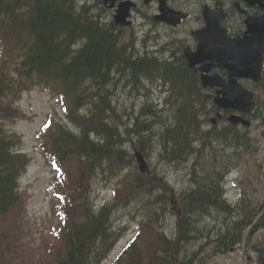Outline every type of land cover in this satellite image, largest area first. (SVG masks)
Returning a JSON list of instances; mask_svg holds the SVG:
<instances>
[{
  "label": "trees",
  "instance_id": "trees-1",
  "mask_svg": "<svg viewBox=\"0 0 264 264\" xmlns=\"http://www.w3.org/2000/svg\"><path fill=\"white\" fill-rule=\"evenodd\" d=\"M100 23L96 20L94 10L90 11L87 5L79 7L75 0H0V42L3 58L5 57L0 69V118L10 111L7 103L29 81L37 79L45 86L55 88L67 118L76 127L75 134L53 123L44 133L45 140L42 141L44 152L48 151L66 174L65 188L79 185L75 197L74 193H68L72 204L65 207L62 214L63 223L67 227L60 232L59 243L50 249V255H55V264H100L106 258L108 245L112 244L111 237L115 235L111 229L114 221L112 211L105 208L95 214L90 206L87 208L88 199L83 196L88 178L97 177L104 170L106 177L117 175L119 178L116 203L141 202L143 208L149 209L152 216H155L154 226L136 244V258L133 259L130 254L134 250L132 249L121 259L129 256L132 260L128 264H179L178 252L192 243L188 241L189 235L182 229H186L183 225L190 224L194 228L196 217L208 213L206 206L214 203L216 192L215 198L213 194L207 195L205 190L190 197L199 198L200 205L190 210V222L186 221V216L177 222L179 230L172 241L159 234L156 223L159 211L162 208L164 216L168 211V204L161 207L164 200L160 198L163 191L165 193L163 183L156 175L143 179L137 173H122L124 166L132 161V155H128L123 149L128 140L119 133L117 119H111L112 113L117 112L112 111L110 101L118 83L116 79L120 78L121 85L114 91L125 86L123 90L128 87L129 92L139 94L143 83L155 84L152 72L160 71L164 74L161 80L165 79L171 90L176 91L172 93L182 98V101L178 98V104L172 108V114L176 112L173 114L176 123H165L163 113L159 114L148 104L151 107L141 109L134 117L130 131L132 133L137 128L146 132L147 136L144 134V138H138L139 150L143 152L154 143L153 146L157 145V154L170 164L174 160H170L172 156L181 159V154L185 158L192 150V140L197 137V115L191 109H186L187 101L196 90L197 80L182 62L159 66L156 64L151 68V63L133 59L132 54L126 51L127 47L118 49L117 31L114 27L106 28ZM111 35L116 36L114 38ZM116 67L119 68L115 69ZM126 71L128 74L131 72L130 75ZM8 73L14 74L13 77L9 78ZM15 144L12 136H6L0 131V214L16 201L17 178L26 164L25 156L15 150ZM96 172L98 174L92 176ZM128 193L133 194L134 199ZM154 194L160 198H156ZM213 206L220 207V204L215 203ZM231 230L232 225L228 236L222 234L223 246H227L229 240L233 239ZM171 244L174 245V253ZM165 255L166 258H163ZM119 264L127 263L122 261Z\"/></svg>",
  "mask_w": 264,
  "mask_h": 264
},
{
  "label": "rangeland",
  "instance_id": "rangeland-1",
  "mask_svg": "<svg viewBox=\"0 0 264 264\" xmlns=\"http://www.w3.org/2000/svg\"><path fill=\"white\" fill-rule=\"evenodd\" d=\"M158 84L160 86L166 83L165 81L163 82L162 80L160 81V79H157L155 86L157 87ZM159 93L160 92L156 89V91L153 93V98H156ZM136 94L137 93L135 92H129L127 88L126 90L120 88L116 92L113 89V97L111 99L112 101L111 104H112V108H114L113 110H115L117 113L116 114L112 113L111 119L113 118L117 119L119 124V125L117 124L118 131L120 134L123 135L124 139H127V135H129L128 132L126 131H129V133H131L130 129L133 127L132 125L134 122L133 123H129V122H131L132 121L131 119L137 115L136 113L140 108L138 106V103L146 101V99L148 98L145 96V94L144 97L142 95L140 96L139 94L137 95ZM17 106L19 107L20 111L23 114H25L26 118L25 119L17 118L14 122L7 123L6 129L16 132L22 136V149L24 152H26L29 155L31 161L26 173L23 175V177L20 180V192L22 195L21 198L22 217L20 218V225L17 233L18 237L14 240L12 246L7 250L6 255L0 252V264H37L44 256L43 243L50 238L48 231L50 227L56 224V219L52 216L50 212L51 198L46 194V188L51 180V174L48 168L45 166L38 151L36 150L37 142L35 141L34 136L48 115H53L58 117L61 114V111H60V107L56 103L55 98H53L50 95V93L45 92V90H42L39 87H36L32 89V91L30 90V92L23 94ZM10 112H12L14 115H17L18 111L15 108L11 107L8 113ZM119 121L121 123L123 122L124 123L121 124ZM119 128L123 132H121ZM125 128H127V130H124ZM133 132L134 133H131L133 134V137L136 135L135 136L136 138L134 137V139H138L141 137L144 138L145 136L148 135L146 132H143L142 130L137 128L134 129ZM172 134L173 131L170 133V135L172 136ZM119 145L122 150V144L120 143ZM126 146L127 143L125 144V147L123 149L127 151L128 148H126ZM145 153H147L149 157L152 156L155 157L154 155H156L153 152V150L151 151L149 150V148ZM196 156H200V155L196 154ZM223 158L224 157H222L221 155L212 158L209 154L206 153L202 159L201 166L206 169L214 170L215 168H218V165H220L221 162H223ZM150 161H153L152 162L154 163L153 166H155L157 172L160 173L159 176L157 177L159 178L160 182L162 181L163 183L162 189L165 191L168 190L167 193L165 194L168 195L167 204L169 203V198L173 193L174 189L177 192L173 194V199L176 201L181 200L182 198L181 191L187 188L189 185L188 177L186 176V172H187L186 170L190 168L192 165H194L193 156L186 159L185 161L184 160H181L179 162L173 161L171 162L172 165L169 164L166 160L163 161V158L161 160L162 162L160 163H157V160H155V158L154 159L152 158V160ZM159 161L160 159L158 158V162ZM97 174L98 172H96V174H92V176ZM109 178H111L110 182L105 184L103 183L99 184L101 185V190L103 191L94 192L93 195H97L98 199L101 200L109 199L111 195L110 191H104L112 187L114 184L113 183L114 179L112 177ZM94 179H96V176L91 177V180ZM92 184L94 183L92 182ZM198 184H201V181L196 184V186L194 187L195 189L193 188L194 190L198 189L197 187ZM230 195H232V193H230ZM129 196L132 198L131 193L129 194ZM115 202L116 200H113V198L110 201L112 205L114 204V208L118 211L121 219H129L132 217V215L133 217H135V214L131 213L130 210L126 211L123 214L122 209L118 206V203L115 204ZM185 206L182 205V209L180 211L178 210V213H180ZM206 210L208 211V213H203L205 215L213 212L212 209H206ZM163 214L164 212L163 209L161 208L159 211V217H157L156 219L157 228L158 231L163 236L165 234L168 235L165 236V238H167L169 241H172L175 233L174 231L179 230V227H176L177 222L175 223L174 221L175 220L174 215L164 216ZM163 216L165 217V220L163 219ZM200 221L198 225H202V223L204 224L206 220H204L203 217H201ZM1 223L5 224L6 221L0 220V224ZM111 229L115 235H119L124 230V227L120 225L119 226L116 225V220H114L112 221ZM229 229H230V224H228L225 228L220 227L218 231L221 233V230H223L222 234L226 235ZM132 230L133 227H130L129 232H131ZM183 230L184 232H187V235H189L188 241H191L194 244L196 241L199 243L202 242L208 234H211V230L204 226H198L197 231L195 233L189 229H183ZM206 230H210V232H206L205 235H203L204 231ZM0 234H1V230H0ZM130 234L131 233H128L119 242L118 246L114 251L115 253L113 254V256L124 245V243L130 237ZM192 243H189V245H191ZM253 243L256 244V241H254ZM4 245L5 243H3V247ZM171 246L173 247L172 253H174V245L171 244ZM206 247H211V245H208ZM206 247L199 248L198 243L194 246L189 247L188 252L184 254L185 259H188V254L190 255L191 253L196 252V254L194 253L195 261H193L192 264H198V260H200L201 258L203 261V263L201 264H239L241 262V260L238 258L239 256L237 252L230 251L224 255L216 254L209 256L210 250ZM155 250L158 249L155 248ZM110 253L108 255H110ZM163 258H166V255ZM181 262L183 261L181 260Z\"/></svg>",
  "mask_w": 264,
  "mask_h": 264
},
{
  "label": "flooded vegetation",
  "instance_id": "flooded-vegetation-1",
  "mask_svg": "<svg viewBox=\"0 0 264 264\" xmlns=\"http://www.w3.org/2000/svg\"><path fill=\"white\" fill-rule=\"evenodd\" d=\"M132 1L135 2L132 13L133 29H136L138 36H141L144 41L147 42L148 50L156 49V47L151 45L154 43L155 46L160 48L161 45L158 41L166 45L167 35L169 34H174L178 41H182L186 44V47L193 48L195 41L192 35L200 34L205 30V5L213 11L216 9L223 11L225 16L219 21V24L226 31L224 44L228 45L227 41H230V49H238L244 46V42L241 40L244 38V16H255L258 14L257 6L249 7L242 0H152L148 4L144 0ZM238 6L240 9L245 10L244 16L239 13L237 9ZM160 8L170 9L176 13L180 12L183 14V18L180 20L179 24L175 27H171L157 18L160 15ZM111 16L112 13H110V17ZM110 23L112 24L111 21ZM253 33V39L255 40L254 46L258 47L259 43L262 42L264 38V23H259L258 26L254 28ZM151 35L156 38L151 40ZM257 56L258 54L248 53V58L243 59L244 72L249 73L252 71V61L254 57L256 58ZM158 63L159 65H170L175 62L172 60L168 63ZM154 66H151V68H154ZM217 75L220 81L226 82L228 80V72L225 69H219ZM200 76L201 74L198 75V79H200ZM238 82L244 89L250 90L254 95L255 101L259 102L258 104L255 102V106L252 109H221L215 107L211 101L205 104L204 100L208 98V96L213 97L222 90L221 86L218 85L212 88H200L199 96L202 100L200 110L203 113L204 120L210 123L208 127L215 131L220 128V133L222 132L224 137L228 139L231 137V140L237 142L240 146L253 147L264 134V50L259 78L256 81H254L252 77L240 78ZM231 116L247 121L249 127L244 128L242 125H230L228 123V117ZM212 118L215 119V125L211 123ZM224 137H219L217 140L223 141ZM212 138L213 136H211V134H207V139L211 140ZM261 162V168L264 169V156ZM256 221V228L264 227V208L262 209L260 219H256Z\"/></svg>",
  "mask_w": 264,
  "mask_h": 264
},
{
  "label": "bare ground",
  "instance_id": "bare-ground-1",
  "mask_svg": "<svg viewBox=\"0 0 264 264\" xmlns=\"http://www.w3.org/2000/svg\"><path fill=\"white\" fill-rule=\"evenodd\" d=\"M76 1V0H75ZM77 2V1H76ZM79 7H81V5H78ZM76 9V8H75ZM90 13V12H89ZM96 20H98V19H96ZM101 24V23H100ZM104 26V25H103ZM102 26V27H103ZM111 27V26H110ZM102 29H104V28H102ZM104 30H106V28L104 29ZM110 30V29H109ZM113 30V29H112ZM114 34V33H113ZM111 36H113L114 38H115V36L114 35H111ZM117 37V36H116ZM113 40H115V39H113ZM117 44V43H116ZM74 47V46H73ZM75 48H76V46H75ZM115 48H117V47H115ZM119 49V48H118ZM120 49H122V48H120ZM124 49V48H123ZM115 50V49H114ZM117 51V50H116ZM118 51H120V50H118ZM123 51V50H122ZM127 51V50H126ZM115 52V51H114ZM125 53V52H124ZM129 53V52H128ZM127 53V54H128ZM120 54H122V53H120ZM124 55V54H123ZM129 55H131V54H129ZM122 57V56H121ZM127 58V57H126ZM133 58V57H132ZM128 59V58H127ZM133 59H135V58H133ZM129 60V59H128ZM136 60V59H135ZM138 60V59H137ZM134 61V60H133ZM139 61V60H138ZM153 66L154 65H156V63L154 62V61H149ZM139 64V63H138ZM141 65H142V63H141ZM147 67H148V65H147ZM147 67H144V68H147ZM149 67H151V66H149ZM164 68L166 67V66H163ZM119 67H116L115 69H118ZM165 69H167V68H165ZM129 70V69H128ZM147 70V69H146ZM150 70V69H149ZM133 71H136V70H133ZM152 71V70H151ZM174 71V70H173ZM111 72V71H110ZM109 72V73H110ZM116 72V71H115ZM119 72H120V70H119ZM163 72V71H162ZM166 72V71H165ZM126 73H127V71H126ZM130 73L131 72H129V74L127 73V75H130ZM133 73V72H132ZM135 73V72H134ZM167 73V72H166ZM165 73V74H166ZM139 74H141V72L139 73ZM173 74V73H172ZM125 75V74H124ZM142 75V74H141ZM164 75V74H163ZM168 75H169V73H168ZM168 75H166L167 77H168ZM126 76V75H125ZM124 76V77H125ZM136 76V75H135ZM145 76V75H144ZM152 76V75H151ZM171 76H173V75H171ZM171 76H170V78H171ZM129 76H127V78H128ZM143 77V76H142ZM130 78V77H129ZM135 78V77H134ZM169 78V79H170ZM173 78H174V76H173ZM120 79V78H119ZM119 79H116V80H118L116 83L118 84V85H121V84H119L120 83V81H119ZM124 79H126V78H124ZM140 79V78H139ZM142 79V78H141ZM140 79V80H141ZM145 79H147V78H145ZM159 79V78H158ZM168 79V78H167ZM108 80V79H107ZM123 81V80H122ZM135 81V80H134ZM137 81V80H136ZM151 81V80H150ZM159 81V80H158ZM163 81V80H162ZM164 81H165V79H164ZM163 81V82H164ZM169 81H171V79L169 80ZM86 82V81H85ZM157 82V81H156ZM167 82V81H166ZM174 82H175V80H174ZM95 83H97V82H95ZM130 83V82H129ZM172 83V82H171ZM183 83V82H182ZM105 84V83H104ZM107 84V83H106ZM114 84V83H113ZM125 84V83H124ZM135 84V83H134ZM138 84V83H137ZM153 84V83H152ZM176 84V83H175ZM136 85V84H135ZM139 85H141V84H139ZM173 85H174V83H173ZM90 86H92V85H90ZM98 86V85H97ZM96 86V87H97ZM129 86V85H128ZM142 86V85H141ZM158 86H159V84H158ZM99 87V86H98ZM104 87V86H103ZM122 87V86H121ZM125 87V86H124ZM123 87V88H124ZM122 88V89H123ZM134 88V87H133ZM138 88H140V87H138ZM137 88V89H138ZM156 88V87H155ZM175 88V87H174ZM132 89V88H131ZM134 89H136V88H134ZM127 90H128V87H127ZM179 90V89H178ZM129 91V90H128ZM133 91V90H132ZM139 91V90H138ZM173 92L175 91V90H172ZM176 92V91H175ZM136 93V92H135ZM140 93V92H139ZM129 94V93H128ZM137 95V94H136ZM175 95V94H174ZM179 95V94H178ZM125 96V95H124ZM130 96V95H129ZM135 96V95H134ZM143 96V95H142ZM144 97V96H143ZM129 98V97H128ZM138 98V97H137ZM179 98V97H178ZM131 100V99H130ZM147 100V99H146ZM112 102V101H111ZM130 103V102H129ZM132 103V102H131ZM148 106V107H147ZM146 107L147 108H149V107H151V106H149V105H147ZM82 107V106H81ZM113 109L114 108H112V111H113ZM116 109V108H115ZM110 110V109H109ZM130 110H131V108H130ZM127 111V110H126ZM142 111H144V110H142ZM150 111V110H149ZM148 111V112H149ZM107 112V111H106ZM146 112H147V110H146ZM146 112H144V113H146ZM110 113V112H109ZM131 113V112H130ZM129 113V114H130ZM176 113V112H175ZM175 113H173V114H175ZM116 114V113H115ZM128 114V113H127ZM107 115H108V112H107ZM141 115V114H140ZM109 116H110V114H109ZM117 116V115H116ZM127 116V115H126ZM137 116V115H136ZM125 117V116H124ZM139 118V117H138ZM159 118V117H158ZM131 119V118H130ZM106 120V119H105ZM110 120V119H109ZM132 120V119H131ZM135 120V119H134ZM137 120V119H136ZM140 120V119H139ZM175 120V119H174ZM108 121V120H107ZM124 121V120H123ZM138 121V120H137ZM156 121H157V117H156ZM161 121V120H160ZM163 121V120H162ZM161 121V122H162ZM110 122V121H109ZM120 122V121H119ZM129 122V121H128ZM127 122V123H128ZM140 122V121H139ZM165 122V121H164ZM163 122V123H164ZM108 123V122H107ZM121 123V122H120ZM124 123V122H123ZM123 123H121V124H123ZM129 123H133V122H129ZM136 123V122H135ZM144 123V122H143ZM159 123V122H158ZM162 123V124H163ZM176 123V122H175ZM115 124V123H114ZM113 124V125H114ZM153 124V123H152ZM160 124V123H159ZM116 125V124H115ZM132 125V124H131ZM130 125V126H131ZM135 125V124H134ZM164 125V124H163ZM162 125V126H163ZM168 125V124H167ZM117 126V125H116ZM121 126V125H120ZM174 126H175V124H174ZM135 127V126H134ZM150 127V126H149ZM131 128V127H130ZM132 129V128H131ZM130 129V130H131ZM169 129V128H168ZM119 130H121L120 128H119ZM124 130H127V128H125ZM159 131V130H158ZM166 131V130H165ZM172 131H173V128H172ZM171 131V132H172ZM121 132H123L122 130H121ZM126 132H129V131H126ZM126 132H125V134H126ZM156 132H157V130H156ZM167 132V131H166ZM187 132V131H186ZM133 133V132H132ZM182 133V132H181ZM155 134V133H154ZM153 134V135H154ZM133 135V134H132ZM155 135H157V133L155 134ZM123 136V135H122ZM126 136V135H125ZM136 136V135H135ZM134 136V137H135ZM134 137H133V140H134V142H132L133 144L135 143V142H140L138 139H134ZM150 137V136H149ZM148 137V138H149ZM124 138V137H123ZM136 138V137H135ZM147 138V139H148ZM207 140H209V139H207ZM186 141V140H185ZM157 143V142H156ZM126 144V143H125ZM152 144V143H151ZM188 144V143H187ZM153 145H154V143H153ZM182 145H183V143H182ZM142 146V145H141ZM126 148H128L127 146H126ZM139 148L140 147H138V148H136V147H132L129 151L127 150L126 151V153H128V154H131V155H137V153H138V150H139ZM144 148V147H143ZM181 148H182V146H181ZM184 149H185V146L183 147ZM191 148V147H190ZM153 149V148H152ZM184 149H182V150H184ZM187 149H188V147H187ZM144 150V149H143ZM149 150H150V148H149ZM154 151H157L158 149H157V145L155 144V147H154V149H153ZM190 150V149H189ZM125 151V150H124ZM152 151V150H151ZM183 152V151H182ZM150 153V152H149ZM181 153V152H180ZM179 152H178V154H180ZM147 154V153H146ZM184 154V153H183ZM195 155L196 154H199L198 152H195L194 153ZM208 154V153H207ZM126 156V155H125ZM151 156H152V153H151ZM155 157H151L150 158V160H152V158L154 159L155 158V160H157V163H160V162H162L161 160H162V157L160 156V155H154ZM193 156V153L191 152V153H189L188 155L186 154V157L184 158V155H181L180 154V157H181V160H186V159H188V158H190V157H192ZM158 158L160 159V161L158 162ZM178 158V157H177ZM175 156L173 157L172 156V158L170 159V160H173V161H175V162H179V161H181L180 159H177ZM184 160V161H185ZM151 162V164L153 165L154 163H152L153 161H150ZM156 164V163H155ZM181 170V169H180ZM158 176V175H157ZM147 179V178H146ZM159 179V178H158ZM197 187H198V189L197 190H194L193 189V194H190L189 195V197H193V195L195 194L196 196H197V194H201L204 190L206 191V194L207 195H211V194H213V196H214V198H215V192L217 191V188H216V185H215V183L213 182V181H210V180H207V179H205V178H203L202 180H201V184H198L197 185ZM158 191V190H157ZM168 191V190H167ZM167 191H165V193H164V191H163V196L160 198L159 196H157V197H159L161 200H164V202L161 204L162 206L161 207H165L166 206V204H167V200H168V195H165L166 193H167ZM156 192V191H155ZM154 192V193H155ZM210 193V194H209ZM128 194H130V193H128ZM158 194H159V192H158ZM155 195V194H154ZM160 196H161V194H159ZM155 197H156V195H155ZM156 197V198H157ZM132 198L134 199V195L132 194ZM154 198V197H153ZM150 199V198H149ZM113 200H115V198H113ZM151 200V199H150ZM158 200V199H157ZM215 203H217V204H220V207H221V202L219 201V200H215L214 201V203L213 204H215ZM151 204H154V203H151ZM213 204H208V206H206V209H210V208H213V207H215L216 209H220V207H217V206H213ZM198 205H200V203H199V198H194V199H188L187 200V205L184 207V209L181 211V214H182V218L179 220V221H181L185 216H186V221L187 222H190V219H192V217L190 216V210L191 209H194V208H196V207H198ZM195 206V207H194ZM198 219H199V217H196V220H197V222H196V225H195V227L193 228V227H191L190 226V224H187V225H183V226H185L186 227V229H189V230H192L194 233L197 231V227L198 226H202V225H198L199 224V222H198ZM178 222V221H177ZM192 222V221H191ZM182 229H184V228H182ZM206 232H210V230H206V231H204V234L203 235H205V233ZM180 233V232H179ZM178 233V234H179ZM159 234H161L160 232H159ZM186 234H187V232H186ZM162 235V234H161ZM111 249H112V245L111 244H109L108 245V248H107V255L110 253V251H111ZM174 251H175V248H174ZM156 253V252H155Z\"/></svg>",
  "mask_w": 264,
  "mask_h": 264
},
{
  "label": "water",
  "instance_id": "water-1",
  "mask_svg": "<svg viewBox=\"0 0 264 264\" xmlns=\"http://www.w3.org/2000/svg\"><path fill=\"white\" fill-rule=\"evenodd\" d=\"M125 13H126V11H124V10L119 11L117 16H116V19H118L119 17L124 18ZM188 60H189V66L192 67L193 69H196V67L198 65L196 59L194 57H188ZM138 160H139V164H142L141 159L139 157H138ZM261 257H264V254H262Z\"/></svg>",
  "mask_w": 264,
  "mask_h": 264
}]
</instances>
